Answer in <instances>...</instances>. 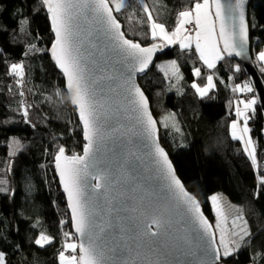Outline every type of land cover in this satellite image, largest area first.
<instances>
[{
  "label": "snow or ice",
  "instance_id": "6c2138e0",
  "mask_svg": "<svg viewBox=\"0 0 264 264\" xmlns=\"http://www.w3.org/2000/svg\"><path fill=\"white\" fill-rule=\"evenodd\" d=\"M40 3L50 16L54 42L49 49L31 43L24 55L50 52L65 78V90L78 112L86 142L82 153L68 154L70 150L61 145L54 156L74 228V232H63L59 264H231L228 258H235L242 245L251 244V240L245 241L252 233L247 221L236 230L242 216L233 219L232 229L226 232L222 225L228 218L221 207V197L212 195L210 201L220 231L217 241L200 201L186 190L169 154L160 145L157 120L137 76L146 72L163 46H144L122 30L117 14L131 8L130 0ZM247 3L248 0H191L187 10L178 12L172 31L156 22L144 0L141 10L150 21L152 40L178 44L182 49L194 45L207 69H215L226 57L248 58L249 29L256 25L246 18ZM20 23L27 24V18ZM188 25L193 28L190 30ZM20 30L24 31L23 27ZM256 61L264 71V50L256 53ZM161 70L166 76L170 72L176 80L183 79L175 61L161 66ZM240 71V65H234V72ZM9 74L18 77L17 84L23 88L24 64H11ZM194 75L201 77V69L195 68ZM191 87L204 98L216 84L213 75H207L203 86L192 83ZM232 91L252 93L254 89L245 82L236 84ZM19 95L23 97L24 92ZM257 102L256 96L236 102L237 119L230 124V137L242 142L243 151L259 168L248 125L256 114ZM21 105L22 115L27 118L29 106L23 101ZM164 126H170L167 120ZM171 126L180 131L175 122ZM13 144L14 155L22 146L19 141ZM145 160L154 183H148L139 170ZM4 184L6 180L0 178V186ZM260 184L264 185V174ZM0 191L5 189L0 187ZM54 239L41 232L34 243L43 248L53 244ZM179 257L194 259L181 261ZM0 264H9L4 251H0ZM253 264H257L255 258Z\"/></svg>",
  "mask_w": 264,
  "mask_h": 264
},
{
  "label": "trees",
  "instance_id": "16d2710c",
  "mask_svg": "<svg viewBox=\"0 0 264 264\" xmlns=\"http://www.w3.org/2000/svg\"><path fill=\"white\" fill-rule=\"evenodd\" d=\"M144 2L156 22L168 31L174 30L178 12L191 4V0ZM130 4L131 8L117 14L128 38L144 46L160 43L151 39L150 21L141 10V0H130ZM23 17L27 18L25 25L20 23ZM249 19L256 25L250 27L252 57L264 79L256 61V53L264 50V0L252 2ZM53 42L50 17L40 0H0V178L6 180L0 186L5 189L0 191V251L7 254L9 264H59L63 232H73L54 156L61 145L70 150L68 154L82 153V127L50 52L24 55L31 43L49 49ZM160 60L176 61L183 76L176 84L175 78L166 76L156 65L139 79L159 124L162 146L212 223V195L223 194L244 208L251 244L242 246L235 258L229 257L231 264H253V258L257 264H264V185L243 144L230 137V124L237 119L235 101L241 97L232 88L250 83L248 76L238 62L228 58L209 71L195 50L179 46L165 48ZM13 63L24 64L23 88L17 84L19 78L9 74ZM236 64L241 68L238 73L234 72ZM195 68L201 69V77H195ZM208 74L215 75L216 87L200 98L191 85L206 83ZM21 101L29 106L27 118L22 115ZM256 109L248 125L260 163L264 161V118L258 104ZM166 120L168 127L164 126ZM174 122L179 132L171 126ZM13 141L22 146L14 155ZM259 168L264 174V163ZM62 221H68V230L62 227ZM41 232L53 236L54 243L43 248L36 245L34 240Z\"/></svg>",
  "mask_w": 264,
  "mask_h": 264
},
{
  "label": "water",
  "instance_id": "95a60500",
  "mask_svg": "<svg viewBox=\"0 0 264 264\" xmlns=\"http://www.w3.org/2000/svg\"><path fill=\"white\" fill-rule=\"evenodd\" d=\"M254 0H248V3L245 5V11H246V18L247 19H249V12H250V7H251V4H252V2H253ZM49 15V14H48ZM50 17V16H49ZM50 23H51V21H50ZM122 30H123V27H122ZM53 32V31H52ZM53 35H54V33H53ZM157 44H160V43H157ZM160 45H162V44H160ZM163 46V45H162ZM164 50H165V47L163 46L162 47V50L161 51H158V52H156L155 53V55H154V57H153V61H152V64L149 66V68L146 70V72L145 73H142V74H138V76H137V83H138V85L140 86V88L143 90V88L141 87V85H140V83H139V79L140 78H142V77H144V76H146L156 65H157V62H158V60H159V58L161 57V55L163 54V52H164ZM226 58H228V59H230V60H235L236 62H238L241 66H242V68H243V70H244V72H245V74L248 76V78H249V81H250V83L253 85V89H254V94H255V96L256 97H258V102H257V104H258V106H259V109H260V111H261V113H262V115H263V118H264V79L262 78V76H261V74H260V72H259V70H258V68L256 67V65H255V63H254V59H253V57H252V52H251V41H250V29H249V55H248V58L247 59H243V58H241V57H236V56H233V57H226ZM54 61V60H53ZM57 69H58V71L62 74V72H61V70L58 68V66H57ZM65 79V78H64ZM143 92H144V94H145V96H147L146 95V93H145V91L143 90ZM68 94V93H67ZM68 96H69V100H70V103H71V97H70V95L68 94ZM149 100V99H148ZM71 106H72V108L74 109V106L71 104ZM149 107H150V110H151V112H152V108H151V104H150V101H149ZM77 114H78V112H77ZM152 114H153V112H152ZM79 117V116H78ZM153 117H154V115H153ZM154 119H155V117H154ZM79 122H80V124H81V127H82V122L79 120ZM157 128H158V138H159V143H160V145L162 146V144H161V141H160V137H159V124H158V122H157ZM84 143H86L85 141H84ZM163 147V146H162ZM164 148V147H163ZM166 151V150H165ZM167 152V151H166ZM168 153V152H167ZM169 159L172 161V159H171V157H170V155H169ZM172 164H173V166H174V163H173V161H172ZM174 168H175V166H174ZM139 170H142L143 171V178L148 182V183H154L155 181L152 179V174L149 172V170H148V161L147 160H145L143 163H141L140 165H139ZM176 170V169H175ZM55 173H56V176H57V179H58V181H59V183H60V180H59V176H58V174H57V171H56V169H55ZM176 175L178 176V174H177V172H176ZM178 178H179V176H178ZM180 179V178H179ZM181 180V179H180ZM182 182V181H181ZM183 183V182H182ZM60 187H61V189H62V193L64 194V196H65V198H66V194L63 192V187H62V185H61V183H60ZM186 188V187H185ZM186 190H187V188H186ZM66 202H67V199H66ZM67 206H68V204H67ZM201 206V205H200ZM201 209H202V207H201ZM68 210H69V214H70V209L68 208ZM205 215V214H204ZM206 216V215H205ZM206 218L208 219V217L206 216ZM209 220V219H208ZM209 222L210 223H212L210 220H209ZM212 225H213V229H214V231H215V227H214V224L212 223ZM72 230H73V232H74V228H72ZM216 232V231H215ZM216 239H217V235H216ZM179 259L181 260V261H187V260H192V259H194L193 257H179Z\"/></svg>",
  "mask_w": 264,
  "mask_h": 264
},
{
  "label": "rangeland",
  "instance_id": "374dc122",
  "mask_svg": "<svg viewBox=\"0 0 264 264\" xmlns=\"http://www.w3.org/2000/svg\"><path fill=\"white\" fill-rule=\"evenodd\" d=\"M189 29H190V25H188L187 26ZM157 40H159V39H157ZM160 41V44H162L166 49H169V48H173V47H176V46H179L178 44H172V45H168V44H166L164 41H162V40H159ZM180 47V46H179ZM182 49V48H181ZM182 50H195V46L193 45V47L191 48V49H182ZM199 55V54H198ZM173 60H160V61H158L157 62V67L161 70V66H165V65H168V64H170L171 62H172ZM176 62V61H175ZM221 62V61H220ZM220 62H218L217 63V65L220 63ZM177 63V62H176ZM254 63H255V60H254ZM257 64L259 65V68H261V65L257 62ZM178 65V64H177ZM255 65H256V63H255ZM205 66V65H204ZM217 67V66H216ZM205 68L207 69V67L205 66ZM207 70H209V71H213L214 69H207ZM162 71V70H161ZM162 72H164V71H162ZM264 72V71H263ZM208 75H213V79H214V82L216 83V78H215V75L214 74H208ZM170 78H173L174 79V77L171 75V73L169 72V75H168ZM175 81V83L176 84H178L181 80H174ZM195 83H198V82H195ZM199 84V83H198ZM205 84V83H204ZM204 84H202V86L204 85ZM212 92V90L209 92V94L208 95H210V93ZM254 92V91H253ZM252 92V93H253ZM252 93H247V92H240V95H241V97L239 96V97H237L236 99V102L238 101V100H241V99H247V98H249V97H252V96H254ZM199 96V95H198ZM242 107V106H241ZM256 107V106H255ZM251 115V114H250ZM249 123V122H248ZM241 124H242V121H241ZM242 143V142H241ZM255 144V143H254ZM255 146H256V149H257V145L255 144ZM250 159V158H249ZM251 160V159H250ZM257 161L259 162V160H258V152H257ZM252 162V161H251ZM260 164V163H259ZM254 168H255V170H256V172H257V174L258 175H261V171H259L260 170V168H257V166H255L254 165ZM263 171H264V169H263ZM216 195H218V196H220L221 197V200H220V204H221V207H222V209L224 210V212H225V214H226V216H227V218H228V222L226 223V224H224V225H222L223 227H224V229H225V231L227 232V231H229V230H231L232 229V220L233 219H235L236 217H239V216H242L243 217V220H237V229L236 230H238V227L241 225V224H243V221H246V219H245V214H244V208L242 207V206H237V205H235V204H233V203H231L230 202V200L226 197V196H224L223 194H216ZM214 215H215V212H214ZM217 222H218V218L215 216V220H214V227H215V231H216V235H217V241L219 240V237H220V231H219V229L218 228H216V225H217ZM62 225V227H64L66 230H68V228H66V227H68L67 226V224L66 223H62L61 224ZM247 228L250 230V228H249V226H248V224H247ZM247 240H249V237H247L246 238V241H245V243L247 242ZM243 246V245H242ZM242 246H241V248H242ZM244 247V246H243ZM240 248V249H241ZM237 253V252H236ZM235 253V254H236Z\"/></svg>",
  "mask_w": 264,
  "mask_h": 264
},
{
  "label": "built area",
  "instance_id": "2783aa9c",
  "mask_svg": "<svg viewBox=\"0 0 264 264\" xmlns=\"http://www.w3.org/2000/svg\"><path fill=\"white\" fill-rule=\"evenodd\" d=\"M193 28V26L192 25H190V30ZM193 35H194V32L192 33ZM62 244H63V239H62ZM63 250V248L61 247V250L60 251H62Z\"/></svg>",
  "mask_w": 264,
  "mask_h": 264
},
{
  "label": "bare ground",
  "instance_id": "6f19581e",
  "mask_svg": "<svg viewBox=\"0 0 264 264\" xmlns=\"http://www.w3.org/2000/svg\"><path fill=\"white\" fill-rule=\"evenodd\" d=\"M236 102V101H235Z\"/></svg>",
  "mask_w": 264,
  "mask_h": 264
}]
</instances>
